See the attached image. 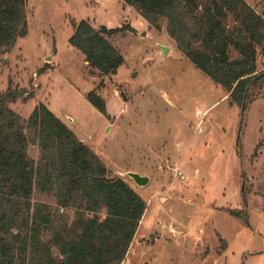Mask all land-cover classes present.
<instances>
[{"label":"rangeland","instance_id":"1","mask_svg":"<svg viewBox=\"0 0 264 264\" xmlns=\"http://www.w3.org/2000/svg\"><path fill=\"white\" fill-rule=\"evenodd\" d=\"M246 1L264 13V0ZM25 2L28 30L2 55L0 93L25 91L9 102L25 118L45 104L104 160L108 177H122L145 199L142 230L121 264H264V87L243 110L176 48L164 22L149 26L122 0ZM82 19L128 27L105 34L124 57L115 73L102 75L70 43ZM256 64L264 69L261 49ZM92 90L106 114L88 100ZM28 152L39 157L34 144ZM127 171L148 183L137 185ZM31 200L58 210L49 192L35 188ZM59 210L71 225L75 207Z\"/></svg>","mask_w":264,"mask_h":264},{"label":"trees","instance_id":"2","mask_svg":"<svg viewBox=\"0 0 264 264\" xmlns=\"http://www.w3.org/2000/svg\"><path fill=\"white\" fill-rule=\"evenodd\" d=\"M122 1L149 26L160 29L164 22L176 48L243 110L252 90L264 87V69L256 64L258 50L264 54V13L246 0ZM127 28H95L82 19L69 41L102 75L113 74L124 57L105 34ZM27 30L25 0H0V61ZM24 92L9 86L0 93V264H121L145 199L122 177H108L104 160L45 104L28 118L9 107ZM87 98L106 114L99 94L92 90ZM30 144L38 147V158L29 155ZM35 188L51 193L58 210L34 206ZM72 206L76 217L69 225L59 209ZM228 211L247 219L243 211Z\"/></svg>","mask_w":264,"mask_h":264},{"label":"water","instance_id":"3","mask_svg":"<svg viewBox=\"0 0 264 264\" xmlns=\"http://www.w3.org/2000/svg\"><path fill=\"white\" fill-rule=\"evenodd\" d=\"M160 47H161L162 51H164V52L168 51V47L167 46L160 44ZM123 174H127L128 176H130L134 180V182L137 185H140V186L147 184L148 181H149V176L148 175H142V174H140L137 171H127V172H125Z\"/></svg>","mask_w":264,"mask_h":264},{"label":"crops","instance_id":"4","mask_svg":"<svg viewBox=\"0 0 264 264\" xmlns=\"http://www.w3.org/2000/svg\"><path fill=\"white\" fill-rule=\"evenodd\" d=\"M169 51H171V48H170ZM205 111H206V109H205ZM145 210H146V209H145ZM145 213H146V211H144V213H143V215H142V218H141V220H140V222H139V225H138L137 230H136V232H135V234H134V237H133L132 242H133V241L135 240V238L138 236L139 231L142 230V229H141V224H142V219H143ZM192 227H195V226L192 225ZM144 228H146V227L144 226ZM132 242H131V244H132Z\"/></svg>","mask_w":264,"mask_h":264},{"label":"built area","instance_id":"5","mask_svg":"<svg viewBox=\"0 0 264 264\" xmlns=\"http://www.w3.org/2000/svg\"><path fill=\"white\" fill-rule=\"evenodd\" d=\"M174 174L181 179L185 178V174L179 169L178 165L174 167Z\"/></svg>","mask_w":264,"mask_h":264}]
</instances>
